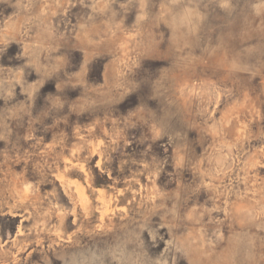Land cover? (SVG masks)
I'll return each instance as SVG.
<instances>
[{
    "label": "rangeland",
    "instance_id": "1",
    "mask_svg": "<svg viewBox=\"0 0 264 264\" xmlns=\"http://www.w3.org/2000/svg\"><path fill=\"white\" fill-rule=\"evenodd\" d=\"M0 264H264V0H0Z\"/></svg>",
    "mask_w": 264,
    "mask_h": 264
}]
</instances>
